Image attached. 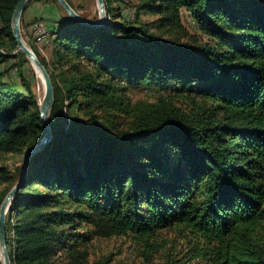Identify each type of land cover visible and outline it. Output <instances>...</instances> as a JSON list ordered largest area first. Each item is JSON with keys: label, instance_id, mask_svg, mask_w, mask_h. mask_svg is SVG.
<instances>
[{"label": "trees", "instance_id": "obj_1", "mask_svg": "<svg viewBox=\"0 0 264 264\" xmlns=\"http://www.w3.org/2000/svg\"><path fill=\"white\" fill-rule=\"evenodd\" d=\"M18 1L0 0V64L18 49ZM105 4L102 27L59 16L56 62L32 46L55 90L53 139L31 157L7 213L12 264H83L93 239L127 235L148 260L156 233L173 227L180 264H264V0H137L133 20ZM182 8L206 40L184 39ZM22 73L20 89L0 72V154L24 155L44 136ZM169 85L182 102L165 94L129 108L123 94ZM122 112L133 113L128 128L114 121Z\"/></svg>", "mask_w": 264, "mask_h": 264}, {"label": "rangeland", "instance_id": "obj_2", "mask_svg": "<svg viewBox=\"0 0 264 264\" xmlns=\"http://www.w3.org/2000/svg\"><path fill=\"white\" fill-rule=\"evenodd\" d=\"M77 11L89 20L97 21L99 19V7L97 0H71ZM50 2V1H49ZM55 9V15L45 16L36 20H43V30L35 32L33 22L30 24L31 29L29 31L22 30V34L26 42L32 47H36L38 52L47 59L50 63L56 62V57L53 55V36L48 41H42V39L48 38V31L51 28L54 29L56 22L59 20V16H62L65 12L58 4L50 2ZM137 0H113V5L119 8L118 12L122 14L128 20L134 18V5ZM55 16V17H54ZM181 23L183 29L186 31L184 39H198L200 41L206 40L205 36L198 30L190 12L186 8H182L180 11ZM108 20L110 21L109 17ZM154 20V17L145 14L142 17V21L150 22ZM153 26V25H152ZM154 27V26H153ZM52 34V33H51ZM20 50L17 49L12 54L15 58L0 64V72H5V78L14 82L20 89H23L21 82V73L24 74L27 81H29L38 96V101L41 102L44 97L45 86L43 79L37 73L36 68L32 62L24 61V58L19 56ZM18 63V68L13 64ZM59 65V64H56ZM53 66V65H52ZM67 68V65H63ZM61 67V65H60ZM43 91V92H42ZM124 96L127 98L129 108H140L147 103H151L156 100L158 96L168 95V97L174 99L176 103L182 102L184 96L177 93V87L175 85H169L167 91H161L158 89H147L146 87H131L126 91H123ZM70 114H67L69 117ZM133 113H120V116L114 118L115 123L119 124L120 128H128L132 122ZM24 155L20 153H7L0 154V168H6L7 173L0 172V194L6 192L11 188L12 183H16L19 179V168L22 166ZM155 243L158 247L148 260L142 256L143 244L137 243L132 235L127 236H112V237H98L92 240L89 247V254L87 260L83 264H94L99 260H107L108 264H165L169 260L172 264H180L182 257L185 255L186 249L183 246L180 247L183 241L182 234H179V230L176 227L169 229H161L157 233ZM175 246V247H173ZM171 248V250H170Z\"/></svg>", "mask_w": 264, "mask_h": 264}, {"label": "water", "instance_id": "obj_3", "mask_svg": "<svg viewBox=\"0 0 264 264\" xmlns=\"http://www.w3.org/2000/svg\"><path fill=\"white\" fill-rule=\"evenodd\" d=\"M65 12L73 18L75 21L91 26V27H102L105 26L108 22L107 16V9L105 0H97V4L99 7V19L97 21H92L84 17L80 14L77 10H75L71 4L67 0H56ZM28 0H19L16 4L12 19H11V28L13 36L17 42L18 49L23 52L26 58L33 62L42 72L43 81L45 86L44 97L41 102H39V112L40 118L44 125V136L42 137L41 141L34 145L33 147L29 148L23 158V163L21 166V176L19 181L9 190V192L4 197L1 205H0V260L1 264H12L8 246H7V232H6V217L7 213L10 209V206L20 190L21 182L25 178L28 168H29V161L31 157L41 150H43L53 139L52 128L50 125V115L51 110L54 103V95L55 90L52 82L51 75L45 65L41 62L39 57L37 56L36 52L33 48L26 42L24 36L22 34L21 29V16L23 10L25 8L26 3Z\"/></svg>", "mask_w": 264, "mask_h": 264}, {"label": "crops", "instance_id": "obj_4", "mask_svg": "<svg viewBox=\"0 0 264 264\" xmlns=\"http://www.w3.org/2000/svg\"><path fill=\"white\" fill-rule=\"evenodd\" d=\"M47 15H55V9L50 2H46L44 0L32 1L24 14V23L26 30L29 31L31 29L30 24L33 22V20L45 17Z\"/></svg>", "mask_w": 264, "mask_h": 264}, {"label": "built area", "instance_id": "obj_5", "mask_svg": "<svg viewBox=\"0 0 264 264\" xmlns=\"http://www.w3.org/2000/svg\"><path fill=\"white\" fill-rule=\"evenodd\" d=\"M43 23H46V22H44L43 20H38V21L33 22V24L31 26H33L34 31L38 33L40 31H44L43 30ZM50 37H51V31H48V38L42 39V41H48V39Z\"/></svg>", "mask_w": 264, "mask_h": 264}, {"label": "bare ground", "instance_id": "obj_6", "mask_svg": "<svg viewBox=\"0 0 264 264\" xmlns=\"http://www.w3.org/2000/svg\"><path fill=\"white\" fill-rule=\"evenodd\" d=\"M32 64H33L34 67L36 68L37 73H38V75L40 76V78L43 79V75H42V72H41V70L39 69V67H37L33 62H32ZM42 92H43V91H42Z\"/></svg>", "mask_w": 264, "mask_h": 264}]
</instances>
